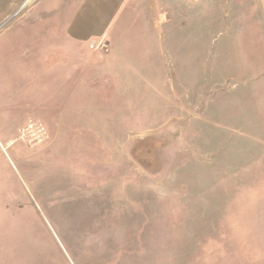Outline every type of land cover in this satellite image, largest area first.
Wrapping results in <instances>:
<instances>
[{
    "label": "rangeland",
    "instance_id": "rangeland-1",
    "mask_svg": "<svg viewBox=\"0 0 264 264\" xmlns=\"http://www.w3.org/2000/svg\"><path fill=\"white\" fill-rule=\"evenodd\" d=\"M62 7L0 0V264H264L263 2Z\"/></svg>",
    "mask_w": 264,
    "mask_h": 264
},
{
    "label": "crops",
    "instance_id": "crops-1",
    "mask_svg": "<svg viewBox=\"0 0 264 264\" xmlns=\"http://www.w3.org/2000/svg\"><path fill=\"white\" fill-rule=\"evenodd\" d=\"M47 1V0H46ZM260 1L264 0H249ZM62 31L72 43L111 40L126 17L159 9V0H61ZM134 23V20L131 19ZM149 28V27H147ZM113 40V39H112Z\"/></svg>",
    "mask_w": 264,
    "mask_h": 264
}]
</instances>
